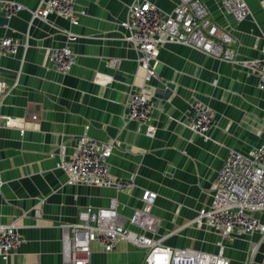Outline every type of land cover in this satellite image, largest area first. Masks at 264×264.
I'll list each match as a JSON object with an SVG mask.
<instances>
[{
    "label": "crops",
    "instance_id": "obj_1",
    "mask_svg": "<svg viewBox=\"0 0 264 264\" xmlns=\"http://www.w3.org/2000/svg\"><path fill=\"white\" fill-rule=\"evenodd\" d=\"M14 1L29 11L41 0ZM146 1L167 13L181 2ZM201 1L212 21L235 39L239 59L262 58L264 0H245L250 15L239 23L223 11L221 0ZM132 2L73 0L77 25L55 15L34 20L26 10L6 19L0 9V38L19 43L15 54L0 55V80L10 87L0 96V225L18 226L25 239L0 256V264H64L62 227L74 223L78 210L107 208L113 200L123 226L138 232L128 219L145 190L157 194L154 238L162 246L221 253L229 264H264L258 233H234L220 251L218 229L187 226L210 205L227 153L248 154L264 142V91L254 75L176 44L160 46L156 78L144 83L137 53L119 26ZM66 33L79 37L70 45L76 64L60 75L44 61L49 49L65 45ZM140 89L151 104L153 138L124 117L129 96ZM193 101L214 113L207 140L185 126ZM31 115L38 119L30 126ZM82 136L115 143L110 175L131 180L133 188L67 185L58 164ZM254 216L264 224V214ZM145 255L127 242L110 252L93 243L90 264H144Z\"/></svg>",
    "mask_w": 264,
    "mask_h": 264
},
{
    "label": "built area",
    "instance_id": "obj_2",
    "mask_svg": "<svg viewBox=\"0 0 264 264\" xmlns=\"http://www.w3.org/2000/svg\"><path fill=\"white\" fill-rule=\"evenodd\" d=\"M220 3L223 11L237 23L250 15L245 0H221ZM0 9L6 19L28 11L14 0L2 1ZM28 12L34 20L44 21L55 15L67 19L72 25L78 23L73 0H41L37 7ZM119 26L126 32L123 41L129 43L137 53L136 62L143 72L144 83L156 78L154 66L160 46L176 44L254 75L259 89L264 91V37L262 58L239 59L235 39L212 21L201 0H181L171 13L161 11L146 0H133L128 7L127 18ZM78 38L66 33L65 45L49 49L44 63L60 75L67 74L76 64V55L70 45ZM18 46L19 43L12 38H0V55H13ZM9 90L8 84L0 80V96H5ZM124 117L136 123L139 129H144L146 137L153 138L155 131L151 124V104L141 89L129 96ZM30 119L27 123L31 126L38 118L31 115ZM213 125L212 110L193 101L185 124L187 129L207 140ZM2 126L0 120V128ZM115 148L113 141L97 142L82 136L73 154L62 159L58 169L66 175L67 185L128 191L133 188V182L114 179L109 172L108 159ZM1 185L0 180V188ZM156 198L155 192L143 191L141 206L128 219L138 232L126 229L120 222L115 200L107 208L86 207L78 210L74 223L62 227L63 263L90 264L93 243L110 252L119 243L127 242L146 252L144 264H229L221 253L162 246L154 238L160 224L152 213ZM258 213L264 214V142L248 154L227 153L215 177L210 205L199 210L187 226L218 229L222 238L218 244L221 251L222 242L228 241L234 233H258L264 238V224L254 216ZM24 243L18 226L0 225V256L6 257ZM255 251L256 248H252L250 256Z\"/></svg>",
    "mask_w": 264,
    "mask_h": 264
}]
</instances>
